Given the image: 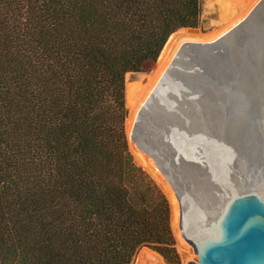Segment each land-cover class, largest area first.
I'll use <instances>...</instances> for the list:
<instances>
[{
    "label": "trees",
    "instance_id": "trees-1",
    "mask_svg": "<svg viewBox=\"0 0 264 264\" xmlns=\"http://www.w3.org/2000/svg\"><path fill=\"white\" fill-rule=\"evenodd\" d=\"M200 16V0H0V264H132L143 246L180 264L128 150L124 80Z\"/></svg>",
    "mask_w": 264,
    "mask_h": 264
},
{
    "label": "bare ground",
    "instance_id": "bare-ground-1",
    "mask_svg": "<svg viewBox=\"0 0 264 264\" xmlns=\"http://www.w3.org/2000/svg\"><path fill=\"white\" fill-rule=\"evenodd\" d=\"M263 2L264 0L207 2V9L211 11L215 6L218 14L214 28L207 33H188L180 29L171 34L159 54V60L151 68L152 71L138 74L132 82L127 83L126 98L131 114L126 121V129L131 141L130 148L135 149L131 151L137 163L157 182L175 211V194L187 202L188 208H193L192 204L196 203L207 211L220 206L225 193L224 187L218 182L223 179L222 173L226 174L232 167H236L241 174L252 172L256 181L264 182V176H261L264 169V149L261 142L263 134L253 135L252 132L254 138L250 134L249 141L238 143L235 142L238 140L230 139L232 132H237L227 130V140H231L226 153L228 155L224 157L222 154L223 159L219 161L215 159L211 141L202 138L205 132L202 123L204 108H213L212 116H220L225 121L226 128L230 129L233 123L235 115L231 105L223 106L222 96L217 94L216 87L220 77L214 67L225 63L231 56L239 58L243 64L247 63L248 58L255 61L256 56L250 57L246 52L251 48L246 27ZM201 76L205 79V95L195 83ZM125 78L128 79V75ZM143 78L146 81L141 84ZM221 105L222 111L217 112V107ZM233 127L236 128L234 125ZM208 131L214 138L219 135L216 127L211 126L207 133ZM201 154L213 159L215 172L211 175L199 167L203 163L198 162ZM190 197L193 202L188 200ZM172 229L178 249L182 256L188 257V249L183 243L185 241L178 238L179 229L175 222L172 223ZM140 259L146 260L148 264H164L159 256L146 249L142 250Z\"/></svg>",
    "mask_w": 264,
    "mask_h": 264
},
{
    "label": "water",
    "instance_id": "water-1",
    "mask_svg": "<svg viewBox=\"0 0 264 264\" xmlns=\"http://www.w3.org/2000/svg\"><path fill=\"white\" fill-rule=\"evenodd\" d=\"M180 29L188 33L201 31L199 28ZM136 75L138 73H129V78L124 80L126 121L131 114L126 98L127 83L132 82ZM145 81L143 78L141 84ZM262 171L261 176H264V169ZM227 172L222 173L223 179L218 182L224 187L225 193L218 207L207 211L196 203L192 204L193 208H188L187 202L175 194V211L167 199L171 231L172 223L175 222L181 237L195 255V260L188 264H264V182L256 181L252 172L241 174L236 167ZM188 200L193 202L192 197ZM143 248L156 253L145 246ZM140 254L136 252L132 260L137 264H148L146 260L140 259Z\"/></svg>",
    "mask_w": 264,
    "mask_h": 264
},
{
    "label": "rangeland",
    "instance_id": "rangeland-1",
    "mask_svg": "<svg viewBox=\"0 0 264 264\" xmlns=\"http://www.w3.org/2000/svg\"><path fill=\"white\" fill-rule=\"evenodd\" d=\"M200 1H201V16H200V24H199L198 28L201 30V32L207 33V32H210L214 28V25H215L216 21L218 20V14L216 12L215 6L213 7L214 9H212L213 11L212 10L210 11L207 9V5L210 2L214 3V1H216V0H200ZM246 30L248 31V34H249L248 36L251 39V43H250L251 48H248L246 50V52H247V55H249L250 57L256 56V58L254 59L255 61H253V59H251V58H248L247 63L243 64L240 62L239 58L236 59L235 56L233 58L231 56V59H233V60L227 59V61H224L225 63H222L219 66L214 67V71H216L217 75H219V77H220L219 80L217 79L218 80L217 87H216L217 88V94L222 96V99H223L222 105L223 106L225 104L231 105L233 113L235 115V116H233V118L234 119L236 118L237 122L233 119L232 120L233 123L231 124L230 129L226 128V126L224 124L225 121L220 116H219V118L218 117L215 118L212 116V112L214 111L213 108L209 107L207 109L204 108L202 110L204 112L202 115L203 116L202 123H203V126L205 128V132L202 134V138L206 141L207 140L211 141V144H212L211 146H214V153H215V157H216L215 159H217L218 161L220 159L221 160L223 159L222 158L223 155H224V157L228 155L226 153H228L229 142L232 140V138L234 141L238 140L235 142L239 143V142L245 141V140L249 141L250 140L249 135L252 132H253L252 133L253 135L254 134L259 135L260 133L264 135V2L261 5H259V7L256 9V12L253 14L252 19L250 20V23L246 27ZM159 58H160V56H159ZM157 59L154 62H150V61L145 62L142 65L141 70L138 74H143V73L148 72V71L151 72L152 71L151 68L159 60V59L158 60ZM198 70H200V69H198ZM126 75H128V77H129V74H126ZM204 80L205 79H203V76H201V78H199V81H197L195 83H197L198 89L201 90V92L205 95V93H207V89L205 86L206 84L204 85ZM212 90L214 91V89H212ZM222 105L217 107V112L222 111V109H223ZM209 115L212 117H210ZM245 116H248V118H245ZM237 118H239V119H237ZM234 121H235V124H234ZM190 122H188V123H190ZM233 125L236 128H234ZM211 126L213 128L216 127L218 129L219 135L216 137L217 139L214 138L212 134L210 135L209 131L207 133V130ZM254 127H255V129H254ZM124 129H125V135H126V139H127L128 150H129L130 154L132 155L134 162L138 166H140V164L137 163V161L135 160L134 155L131 151V149L135 151L134 147L130 148L131 141H130L129 136L127 134L126 119L124 121ZM249 129H250V131H249ZM227 130L229 132L230 131L231 132L232 131L237 132L236 134H234L232 132L233 135L230 136L231 140L229 139V142L227 140L229 138L228 137L229 132ZM232 136H234V137H232ZM234 138H236V139H234ZM253 138H254V136H253ZM258 138H261V137H258ZM214 143H216V144L214 145ZM225 144H227V146ZM210 148H212V147H210ZM225 148H227V149H225ZM223 149H225V150H223ZM218 156H220V157H218ZM199 158H201V159H199ZM199 158H198V160H199L198 162L199 163H200V161L203 162L199 166L203 172H205L206 174L209 173L210 175L215 172L214 171L215 168L213 169V165H215V164H212L213 159H211L206 154H201ZM205 166H206V168H205ZM141 168L154 181V183L158 186V188L164 194L162 189L159 187L157 182L150 176V174L143 167H141ZM152 168H153V165H152ZM191 169H194V168L192 167ZM154 171H155V169H154ZM155 172H157V170ZM164 196L166 197L165 194H164ZM166 199H167V197H166ZM169 208H170V205H169ZM179 235H180V233L178 232V238L180 241L183 242L184 241L183 238L180 237L181 235L180 236ZM173 236H174V240H175V249H176V252L179 256L180 264H188L190 262H193L195 260V255L191 251L188 244L186 242H183L184 245L186 244L185 246L188 249V257H184V256H182V252L178 249V246H177L178 242H177V239H176L174 233H173ZM143 249H144L143 247L142 248L140 247L136 252L140 253V252H142ZM155 254L157 255L158 253H155ZM157 256H159L161 258V260L163 261L164 264H167L165 262V260L159 254ZM132 264H137V263L134 260H132Z\"/></svg>",
    "mask_w": 264,
    "mask_h": 264
}]
</instances>
